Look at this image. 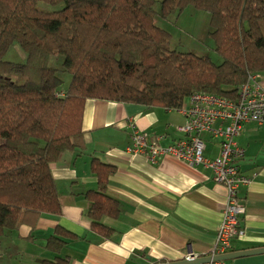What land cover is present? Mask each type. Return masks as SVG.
I'll return each instance as SVG.
<instances>
[{
	"label": "trees",
	"instance_id": "obj_1",
	"mask_svg": "<svg viewBox=\"0 0 264 264\" xmlns=\"http://www.w3.org/2000/svg\"><path fill=\"white\" fill-rule=\"evenodd\" d=\"M39 2L51 10H40ZM155 2L0 0V237L61 212L51 165L84 147L86 99L172 109L193 92L236 101L249 75L264 71V0H160L158 12ZM185 6L209 13L218 63L171 48V33L156 23ZM14 43L23 63L4 58ZM61 73L70 76L65 88ZM90 167L97 185L84 193L86 215L90 228L106 236L112 229L102 218L117 212L105 190L113 166L92 157ZM74 236L57 225L43 244L54 258L40 264H67L59 254Z\"/></svg>",
	"mask_w": 264,
	"mask_h": 264
},
{
	"label": "crops",
	"instance_id": "obj_2",
	"mask_svg": "<svg viewBox=\"0 0 264 264\" xmlns=\"http://www.w3.org/2000/svg\"><path fill=\"white\" fill-rule=\"evenodd\" d=\"M257 75L264 89V71ZM187 102L188 98L182 106ZM180 108L86 99L81 117L84 147L62 153L51 165L61 212L42 214L34 227L22 224L15 233L0 237V250L7 252L0 251V256L23 259L25 252L13 249L11 242H25L40 248L32 251L33 264L53 259L54 253L43 244L57 225L75 234L59 254L66 257L67 264H151L191 254L211 255L225 205V187L214 182L210 169L201 165H189L172 156L151 163L145 154L126 150L133 128L146 132L150 139L160 136L161 146L180 138L177 127L186 120ZM201 137L204 156L216 157L219 140L209 133ZM235 142L243 149L240 166L250 180L238 191L245 207L240 218L243 233L232 241V252L264 247V128L246 122ZM92 157L113 166L105 190L117 201V212L102 218L112 229L106 236L90 228L86 215L89 201L84 193L97 185L90 167ZM224 261L264 264V252Z\"/></svg>",
	"mask_w": 264,
	"mask_h": 264
},
{
	"label": "built area",
	"instance_id": "obj_3",
	"mask_svg": "<svg viewBox=\"0 0 264 264\" xmlns=\"http://www.w3.org/2000/svg\"><path fill=\"white\" fill-rule=\"evenodd\" d=\"M257 77V74L249 75L248 81L240 86L236 101L204 92L191 93L187 104L180 108L186 119L184 125L177 127L182 136L173 143L161 146L160 136L150 139L146 132L133 128L126 147L129 152L145 154L151 163L172 156L189 165H201L210 169L214 182L225 187V205L211 256L230 252L232 241L243 233L240 218L245 207L238 191L250 177L241 169L243 149L235 137L246 122L264 128V89ZM205 133L219 140V152L214 158L203 154L201 136ZM209 264H225V261L212 260Z\"/></svg>",
	"mask_w": 264,
	"mask_h": 264
},
{
	"label": "rangeland",
	"instance_id": "obj_4",
	"mask_svg": "<svg viewBox=\"0 0 264 264\" xmlns=\"http://www.w3.org/2000/svg\"><path fill=\"white\" fill-rule=\"evenodd\" d=\"M159 1L160 0H156L154 5V10L157 12L159 11ZM37 8L43 11L51 10L50 5L42 2L38 3ZM156 23L171 33V48L182 52H191L196 55H208L216 63L220 61V57L215 53V51H213L212 40L209 36L211 28L210 16L208 12L195 9L192 6H185L178 15H171L166 20L157 16ZM4 58L13 64H19L24 62L25 54L19 46L14 43L9 47ZM18 69V67L14 68V72L12 74L14 77L18 76ZM61 77L63 80L62 88H65L69 82L70 76L66 73H61ZM11 243L13 244V249H17L16 251L21 249L25 252L24 258L21 259L20 257L18 258L13 256L10 259H6L3 255L5 251L0 250L1 252L3 251L0 256V264H33L32 251L35 249L40 250V248H38L39 246L33 247L32 244L25 242Z\"/></svg>",
	"mask_w": 264,
	"mask_h": 264
},
{
	"label": "water",
	"instance_id": "obj_5",
	"mask_svg": "<svg viewBox=\"0 0 264 264\" xmlns=\"http://www.w3.org/2000/svg\"><path fill=\"white\" fill-rule=\"evenodd\" d=\"M263 252H264V247H256V248L240 250V251H233V252L230 251L225 254L214 255V256H211V255L194 256L191 254L188 257H185L184 259H181V260L151 263V264H200V263L210 262L212 260H227L230 258L242 257V256H247V255L256 254V253H263Z\"/></svg>",
	"mask_w": 264,
	"mask_h": 264
}]
</instances>
